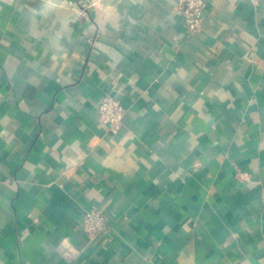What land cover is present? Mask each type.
Segmentation results:
<instances>
[{
	"label": "crops",
	"instance_id": "0c3cea01",
	"mask_svg": "<svg viewBox=\"0 0 264 264\" xmlns=\"http://www.w3.org/2000/svg\"><path fill=\"white\" fill-rule=\"evenodd\" d=\"M176 3L0 0V264H264V0Z\"/></svg>",
	"mask_w": 264,
	"mask_h": 264
},
{
	"label": "built area",
	"instance_id": "2783aa9c",
	"mask_svg": "<svg viewBox=\"0 0 264 264\" xmlns=\"http://www.w3.org/2000/svg\"><path fill=\"white\" fill-rule=\"evenodd\" d=\"M253 3L256 0H251ZM205 0H177L176 12L184 21L189 33H195L202 24ZM100 118L112 133H117L122 125L125 109L113 97L106 95L99 103ZM83 229L89 235H98L108 231V218L99 209L93 207L87 211L83 220Z\"/></svg>",
	"mask_w": 264,
	"mask_h": 264
}]
</instances>
